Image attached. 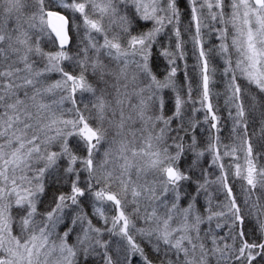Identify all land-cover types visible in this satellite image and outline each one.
<instances>
[{"label":"snow or ice","instance_id":"snow-or-ice-1","mask_svg":"<svg viewBox=\"0 0 264 264\" xmlns=\"http://www.w3.org/2000/svg\"><path fill=\"white\" fill-rule=\"evenodd\" d=\"M0 264H264V0H0Z\"/></svg>","mask_w":264,"mask_h":264},{"label":"trees","instance_id":"trees-1","mask_svg":"<svg viewBox=\"0 0 264 264\" xmlns=\"http://www.w3.org/2000/svg\"><path fill=\"white\" fill-rule=\"evenodd\" d=\"M191 64H192V61H189V67L191 68ZM161 70H163V69H161ZM182 75H183V72L182 71H179L178 72V77H182ZM214 91H217L216 89H214ZM219 91H221V92H223V88H221V89H219ZM216 103V101L214 100V104ZM219 103H220V106L221 107H223V99H221L220 101H219ZM223 115H227V113L225 112V113H223ZM202 118V117H201Z\"/></svg>","mask_w":264,"mask_h":264},{"label":"rangeland","instance_id":"rangeland-1","mask_svg":"<svg viewBox=\"0 0 264 264\" xmlns=\"http://www.w3.org/2000/svg\"><path fill=\"white\" fill-rule=\"evenodd\" d=\"M177 75H178V73H177Z\"/></svg>","mask_w":264,"mask_h":264}]
</instances>
